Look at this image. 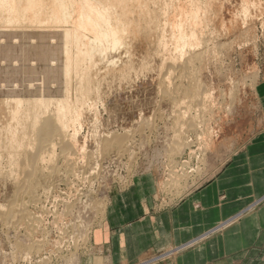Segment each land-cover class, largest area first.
<instances>
[{
  "label": "bare ground",
  "instance_id": "1",
  "mask_svg": "<svg viewBox=\"0 0 264 264\" xmlns=\"http://www.w3.org/2000/svg\"><path fill=\"white\" fill-rule=\"evenodd\" d=\"M260 11H264V0H0V45L4 39L8 41L3 45L7 48L0 47V56L2 53L8 60L14 54L12 37L25 31L59 33L63 43V98H41L28 101V106L19 98L14 99L13 110L0 109V142L4 143L0 150L11 155L6 176L12 180L15 200L28 194L33 185L31 177H38L41 169H50L51 165L55 168L58 160L69 168L77 161L88 162V155L93 156L88 150L96 149L90 144H94L91 137L100 119L97 109L105 105L104 95L113 94L114 82L116 85L124 78L129 83L142 78L152 96L168 98L175 104V142L167 160L170 173L158 186L162 194H178L187 185L189 174L196 172L188 171L189 161L182 162L177 170L178 156L186 146L188 134L195 132L201 142L200 151L206 155L210 144L213 147L222 143L234 132V128L225 125L226 116L216 122L215 130L203 118L213 114L214 107L220 105L223 97H231L236 87L223 81L220 71L219 50L229 46L222 41L224 31L230 30V35L235 30L238 39L252 30V18L258 17ZM212 56L215 62L211 68ZM3 58L0 57V66ZM178 92L185 97L181 98ZM156 101L154 97L147 103ZM195 106V112L190 113ZM102 138L120 142L116 148L120 156L121 142L128 136L114 133ZM42 142L50 144V148L46 147L49 158L40 155L45 149ZM38 157L51 163L50 168L37 166ZM53 171L56 173L57 169ZM40 174L44 177L42 171ZM132 181L123 185L128 188ZM102 212L104 219V209ZM38 246H25L24 250L32 253Z\"/></svg>",
  "mask_w": 264,
  "mask_h": 264
},
{
  "label": "rangeland",
  "instance_id": "2",
  "mask_svg": "<svg viewBox=\"0 0 264 264\" xmlns=\"http://www.w3.org/2000/svg\"><path fill=\"white\" fill-rule=\"evenodd\" d=\"M250 26L252 30L238 39L239 34H235V30L230 35V30L224 31L222 41L229 46L219 50L222 61L220 68H224L220 71L223 73V81L236 87L231 97H223L220 105L214 107L213 114H205L203 118L215 130L217 123L226 116L225 125L234 128V132L225 142L219 141L213 147L210 144L206 155H203L200 151L201 142L196 139L195 132L191 131L186 146H183L178 156L180 165L177 170L181 169L182 162L189 161L191 166L187 167L188 171L196 172L189 174L187 185L178 194L166 192L167 196L179 197L191 187L211 178L261 124L256 95L258 85L260 87V83L264 81V11L252 18ZM6 41L4 39L0 45L2 49L7 48L3 46L8 44ZM10 45L14 54L8 60L2 57V53L0 56L4 59V64L0 66V109L13 110L16 106L14 99L19 98L24 99L25 106L30 105L28 101L35 102L41 98L62 99L65 76L61 35L25 31L18 36L15 34ZM213 58L212 56L209 64L211 68L214 67L212 62H215ZM140 79L142 78L135 79L136 83L133 80L126 82L129 80L125 78V83L122 80L115 85L114 82L113 94L103 96L105 105H100L97 109L100 119L91 137L94 144H90L96 149L88 150L95 157L89 154L88 162L77 161L72 168L65 166L63 160L54 163L57 168H53L54 165L50 168L51 163L43 161L41 157L36 158L37 166H49L50 169L46 167L48 170H40L45 178L40 171L38 177H31L33 185L28 190L29 195L15 200L12 180L6 176L9 174L11 155L4 149L0 150V264H103L100 255L104 253V249L100 246L96 249L92 235L105 220L101 216L102 209L106 215L110 195L127 189L123 184L130 179L134 180L141 172L158 174V183L163 178H168L170 173L167 160L175 142V104L168 98L152 96ZM223 84L224 82L220 83L221 86ZM178 94L181 98L185 97L180 92ZM154 97L156 102L147 103V100ZM141 101L144 102L142 105L139 103ZM135 102L140 106L137 105L136 108ZM196 108L195 106L189 112L194 113ZM0 121L3 122V118ZM85 132L86 130L82 134L85 135ZM114 133L128 136L121 142L123 146L120 156L116 152L117 146H121L120 142L116 144L117 141L108 142L102 138ZM3 145L1 140L0 147ZM43 145L42 148L45 149L40 155L49 158L50 144ZM56 169L54 173L53 170ZM151 169L154 170L147 171ZM165 201L166 199L163 200L164 203ZM35 244H39L37 251L31 253L24 250L25 246ZM43 259L48 260L43 262ZM246 259L247 264H254L256 260H261L264 264V250L257 257Z\"/></svg>",
  "mask_w": 264,
  "mask_h": 264
},
{
  "label": "crops",
  "instance_id": "3",
  "mask_svg": "<svg viewBox=\"0 0 264 264\" xmlns=\"http://www.w3.org/2000/svg\"><path fill=\"white\" fill-rule=\"evenodd\" d=\"M258 87L261 124L211 178L173 198L160 193L158 174L141 172L127 189L110 195L105 220L92 235L96 249H104L103 264H247L246 257L259 256L264 81Z\"/></svg>",
  "mask_w": 264,
  "mask_h": 264
}]
</instances>
